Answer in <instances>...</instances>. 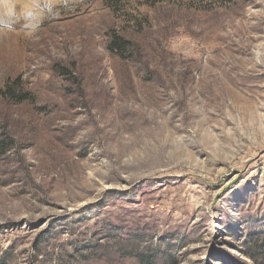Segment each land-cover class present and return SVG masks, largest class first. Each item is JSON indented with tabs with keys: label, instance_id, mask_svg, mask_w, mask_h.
<instances>
[{
	"label": "rangeland",
	"instance_id": "374dc122",
	"mask_svg": "<svg viewBox=\"0 0 264 264\" xmlns=\"http://www.w3.org/2000/svg\"><path fill=\"white\" fill-rule=\"evenodd\" d=\"M15 3L0 264H264V0Z\"/></svg>",
	"mask_w": 264,
	"mask_h": 264
},
{
	"label": "clouds",
	"instance_id": "9594fccd",
	"mask_svg": "<svg viewBox=\"0 0 264 264\" xmlns=\"http://www.w3.org/2000/svg\"><path fill=\"white\" fill-rule=\"evenodd\" d=\"M74 0L71 3H66L64 7H72ZM52 12V7L45 3L43 5L37 3L32 7L18 9L15 0H0V34L6 35L16 31V25L21 24L26 36H31L40 27L45 14Z\"/></svg>",
	"mask_w": 264,
	"mask_h": 264
},
{
	"label": "trees",
	"instance_id": "16d2710c",
	"mask_svg": "<svg viewBox=\"0 0 264 264\" xmlns=\"http://www.w3.org/2000/svg\"><path fill=\"white\" fill-rule=\"evenodd\" d=\"M121 42H122L121 39L115 38V40H114V47L116 46V49H117V47H121V45H120ZM9 88H11V87H9ZM10 92H11V90H10Z\"/></svg>",
	"mask_w": 264,
	"mask_h": 264
},
{
	"label": "bare ground",
	"instance_id": "6f19581e",
	"mask_svg": "<svg viewBox=\"0 0 264 264\" xmlns=\"http://www.w3.org/2000/svg\"><path fill=\"white\" fill-rule=\"evenodd\" d=\"M18 1H21V0H15V2H18ZM25 2H30L31 0H23Z\"/></svg>",
	"mask_w": 264,
	"mask_h": 264
}]
</instances>
